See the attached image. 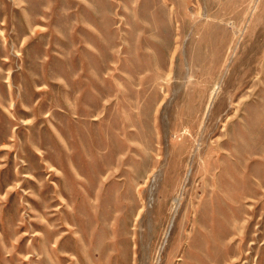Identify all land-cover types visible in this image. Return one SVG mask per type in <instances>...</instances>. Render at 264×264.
Returning a JSON list of instances; mask_svg holds the SVG:
<instances>
[{
    "label": "rangeland",
    "instance_id": "1",
    "mask_svg": "<svg viewBox=\"0 0 264 264\" xmlns=\"http://www.w3.org/2000/svg\"><path fill=\"white\" fill-rule=\"evenodd\" d=\"M0 264H264V0H0Z\"/></svg>",
    "mask_w": 264,
    "mask_h": 264
},
{
    "label": "bare ground",
    "instance_id": "2",
    "mask_svg": "<svg viewBox=\"0 0 264 264\" xmlns=\"http://www.w3.org/2000/svg\"><path fill=\"white\" fill-rule=\"evenodd\" d=\"M206 174V173H205Z\"/></svg>",
    "mask_w": 264,
    "mask_h": 264
}]
</instances>
